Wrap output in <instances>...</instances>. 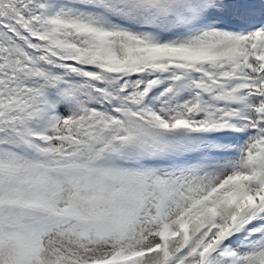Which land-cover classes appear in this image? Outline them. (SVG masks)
<instances>
[{
    "label": "snow or ice",
    "instance_id": "obj_1",
    "mask_svg": "<svg viewBox=\"0 0 264 264\" xmlns=\"http://www.w3.org/2000/svg\"><path fill=\"white\" fill-rule=\"evenodd\" d=\"M0 264H264V0H0Z\"/></svg>",
    "mask_w": 264,
    "mask_h": 264
}]
</instances>
